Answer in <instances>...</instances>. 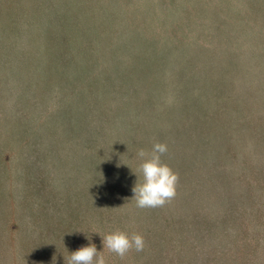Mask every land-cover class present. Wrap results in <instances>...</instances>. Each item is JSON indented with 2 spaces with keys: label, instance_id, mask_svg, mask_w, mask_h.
I'll return each instance as SVG.
<instances>
[{
  "label": "trees",
  "instance_id": "1",
  "mask_svg": "<svg viewBox=\"0 0 264 264\" xmlns=\"http://www.w3.org/2000/svg\"><path fill=\"white\" fill-rule=\"evenodd\" d=\"M33 137L51 139L60 169L69 149L84 166L74 211L64 189L53 204L41 186L39 259L67 264L91 243L107 264H264V0H0L4 216L14 142ZM157 142L176 196L141 209L137 153ZM46 153L25 164L46 165ZM3 222L0 263L8 248L16 262L38 259ZM117 230L141 234L143 251L104 250Z\"/></svg>",
  "mask_w": 264,
  "mask_h": 264
},
{
  "label": "rangeland",
  "instance_id": "2",
  "mask_svg": "<svg viewBox=\"0 0 264 264\" xmlns=\"http://www.w3.org/2000/svg\"><path fill=\"white\" fill-rule=\"evenodd\" d=\"M261 1V0H259ZM174 18V16H172ZM31 145H21V142H14L15 146L12 148L13 156L18 159V162L12 167V181L11 196L12 199L6 201L8 204L12 202V209L7 207V212L4 216V212L0 209V222L3 224L4 220H9L13 223V226H19L18 232L14 234V240L20 241L24 246H32L34 250L35 260H29V258L19 260L16 262L10 257L15 253L8 248L6 257L7 260L0 264H49L45 260L39 258L41 255L42 245L46 244V237H44V228L46 220L45 208L47 204L44 202V198L41 195V186L43 185L49 194L46 199H50L51 202L57 200V192L59 188L64 189L65 200L68 209L74 211L75 209V193L78 189H83L84 186L80 182V176H83L84 166H75L73 162V149H69L68 160L64 168L60 169L54 163L50 161L51 151V139L48 137H33L31 139ZM47 152L45 155L48 158L46 165L36 160L34 165L27 166L25 158L30 153ZM84 163V162H83ZM80 169V171L78 170ZM79 172V174H78ZM30 185H34L36 188V194L29 195ZM35 193V192H34ZM85 198L82 197L81 202L84 204ZM52 215V214H48ZM2 234V233H1ZM2 235V243H5V239L8 238L4 230ZM55 264V263H52Z\"/></svg>",
  "mask_w": 264,
  "mask_h": 264
},
{
  "label": "clouds",
  "instance_id": "3",
  "mask_svg": "<svg viewBox=\"0 0 264 264\" xmlns=\"http://www.w3.org/2000/svg\"><path fill=\"white\" fill-rule=\"evenodd\" d=\"M168 151L164 143H154L151 151L140 149L137 156L140 163L137 173L140 176L132 188L133 196L138 208H158L169 203L176 196L178 174L161 161V156ZM137 177V176H136ZM103 249L123 259L131 251L141 252L145 241L141 234L133 232L131 235L122 231H113L102 237ZM67 264H107L103 251L98 252L94 244L89 243L71 252Z\"/></svg>",
  "mask_w": 264,
  "mask_h": 264
}]
</instances>
